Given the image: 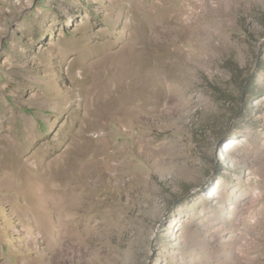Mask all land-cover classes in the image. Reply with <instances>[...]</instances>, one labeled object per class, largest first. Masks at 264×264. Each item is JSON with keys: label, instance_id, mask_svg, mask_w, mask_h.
Segmentation results:
<instances>
[{"label": "rangeland", "instance_id": "rangeland-1", "mask_svg": "<svg viewBox=\"0 0 264 264\" xmlns=\"http://www.w3.org/2000/svg\"><path fill=\"white\" fill-rule=\"evenodd\" d=\"M0 264H264V0H0Z\"/></svg>", "mask_w": 264, "mask_h": 264}]
</instances>
